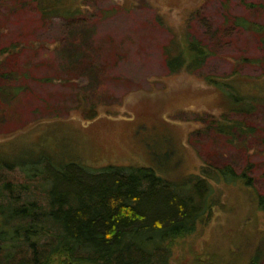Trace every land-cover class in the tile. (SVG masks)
I'll list each match as a JSON object with an SVG mask.
<instances>
[{
  "label": "rangeland",
  "instance_id": "1",
  "mask_svg": "<svg viewBox=\"0 0 264 264\" xmlns=\"http://www.w3.org/2000/svg\"><path fill=\"white\" fill-rule=\"evenodd\" d=\"M191 42L206 48L203 63L172 73L168 52ZM205 76L252 100L249 111ZM223 116L255 132L231 142L200 120ZM30 155L90 171L152 168L176 185L205 165L251 164L264 195V0H0V158ZM222 194L170 264L245 251L264 264V213L250 193Z\"/></svg>",
  "mask_w": 264,
  "mask_h": 264
},
{
  "label": "trees",
  "instance_id": "2",
  "mask_svg": "<svg viewBox=\"0 0 264 264\" xmlns=\"http://www.w3.org/2000/svg\"><path fill=\"white\" fill-rule=\"evenodd\" d=\"M177 52H168L172 73H194L207 56L197 42ZM205 79L232 90L225 81ZM229 98L238 113L253 105L236 91ZM97 116L94 109L84 114L86 120ZM201 119L231 142L255 132L226 116ZM250 169L251 164L241 172L229 164L205 165L200 175L176 185L146 167L90 171L42 155L0 158V264H170L178 244L224 204L226 187L250 193L264 213V195L255 189ZM243 253L218 264H260L257 252Z\"/></svg>",
  "mask_w": 264,
  "mask_h": 264
}]
</instances>
